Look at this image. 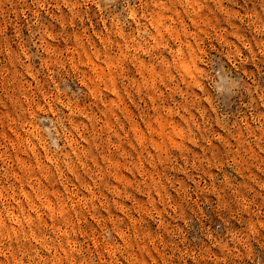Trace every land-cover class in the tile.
Wrapping results in <instances>:
<instances>
[{
    "label": "rangeland",
    "instance_id": "obj_1",
    "mask_svg": "<svg viewBox=\"0 0 264 264\" xmlns=\"http://www.w3.org/2000/svg\"><path fill=\"white\" fill-rule=\"evenodd\" d=\"M0 264H264V0H0Z\"/></svg>",
    "mask_w": 264,
    "mask_h": 264
}]
</instances>
